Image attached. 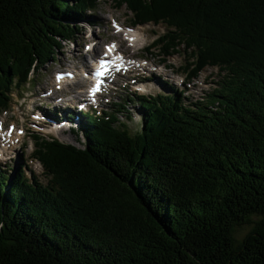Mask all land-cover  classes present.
<instances>
[{
	"label": "trees",
	"instance_id": "trees-1",
	"mask_svg": "<svg viewBox=\"0 0 264 264\" xmlns=\"http://www.w3.org/2000/svg\"><path fill=\"white\" fill-rule=\"evenodd\" d=\"M101 1L0 0V114ZM112 1L165 25L157 49L184 47L189 81L219 68L218 89L139 97L137 131L122 101L85 116L83 148L34 137L51 180L0 168V264H264V0Z\"/></svg>",
	"mask_w": 264,
	"mask_h": 264
},
{
	"label": "rangeland",
	"instance_id": "rangeland-1",
	"mask_svg": "<svg viewBox=\"0 0 264 264\" xmlns=\"http://www.w3.org/2000/svg\"><path fill=\"white\" fill-rule=\"evenodd\" d=\"M83 19L76 41L64 43L63 48L59 50V59L55 61L51 59L44 69L31 76L33 79L32 88L29 86L23 88L22 86L20 90L14 89L11 92L10 109L0 114V126L3 127L1 131L12 132L14 138V141H8L6 144L10 148L9 153L0 159V168L10 174L16 172L14 167L24 168L27 166L25 173L28 179L35 175L41 184L45 186L49 184L51 176L40 161L35 158L36 149L33 142L35 135L33 133H39L47 139H56L64 144L84 147L85 139L80 131L64 134L65 131H68L66 129L70 124L62 127L61 132L63 133L53 131L55 125L59 127V122L47 125L50 126L48 127L50 129L45 128L44 123H47L48 115L53 114L54 108L62 115L66 109L69 110L65 117L69 116L66 120L71 122V112L96 110L97 116H100L104 113L118 111L113 106L122 101L129 107H126V110H120L121 112L117 116L118 120L120 123L126 124L131 131H137L141 127L143 114L138 101L139 97H153L179 90V92H184L183 97L187 104L207 103L208 95L214 89H218L222 79L219 68L207 67L198 78L189 81L186 69H192L188 63L193 59L184 53V47L179 54L168 60L164 54L160 53V49H156L160 45L158 39L167 33L165 25L150 24L129 29L127 26H133L134 23L132 11L126 5L118 6L112 0H102L96 12L91 13V16L86 17V20L85 17ZM132 36H136L137 39L134 48L130 47L132 42L130 37ZM92 44H96V46L90 53L88 48ZM109 45L116 46L119 52L127 56L125 58L127 71L113 76L105 91L109 93L104 92V96L96 105L90 101L86 106L81 107L79 103L74 105V101L76 102L79 98L86 100V88L83 87L85 84L81 80V75L83 70L84 72L90 70L88 67L90 66L89 57L95 52L104 53L106 46ZM145 47L147 48L145 49ZM142 57L146 60L143 61ZM52 58L54 57L52 56ZM65 73H72V77H68ZM141 78L147 80L143 82ZM169 86L171 87L169 88ZM128 94H131L130 98H127ZM39 107H44L43 111L47 115L38 113L39 117L43 115V118L36 117L34 119L32 112L34 109L37 112ZM35 125L43 128L44 132L36 130ZM116 125L118 126V124ZM72 127L74 128L75 125ZM3 135L6 137L5 133L0 136ZM5 137L1 138L2 141L6 140ZM250 230L251 227L246 226L239 231L238 235L243 238Z\"/></svg>",
	"mask_w": 264,
	"mask_h": 264
},
{
	"label": "bare ground",
	"instance_id": "bare-ground-1",
	"mask_svg": "<svg viewBox=\"0 0 264 264\" xmlns=\"http://www.w3.org/2000/svg\"><path fill=\"white\" fill-rule=\"evenodd\" d=\"M89 12V11H88ZM94 12V11H93ZM95 15V14H94ZM91 16V15H90ZM85 20H86V18H85ZM117 21V20H116ZM132 21H133V19H132ZM119 23V22H118ZM134 24V23H133ZM132 24V25H133ZM136 24V23H135ZM125 25V24H124ZM126 26V25H125ZM131 26V25H130ZM112 28V27H111ZM135 29V28H134ZM139 29H140V27H139ZM121 30V29H120ZM136 31V30H135ZM141 31V30H140ZM137 32V31H136ZM129 36V35H128ZM124 46V45H123ZM112 49H115V47H111ZM96 53V52H95ZM160 81V80H159ZM166 83V82H165ZM74 85V84H73ZM166 90V89H165ZM159 92V91H158ZM166 92V91H165ZM129 98V97H128ZM76 101H78V103L80 102L81 103V99L79 98V100H76ZM129 107V106H128ZM135 113V112H134ZM140 115V114H139ZM140 121V120H139ZM69 124V123H68ZM55 127V126H54ZM68 127V126H67ZM75 128V127H74ZM0 130H2V127L0 126ZM62 130V129H61ZM2 133V132H1ZM60 134V133H59ZM6 138H8L9 139V141L11 142L12 140L14 141V138H13V133L11 132V133H9V134H7L6 135ZM1 139V138H0ZM17 141V140H16ZM14 145V144H13ZM0 149H2L1 150V152H0V154L1 155H6L7 153H9L8 151H9V147L5 144V145H3V146H0ZM2 157V156H1ZM78 191V190H77ZM55 200V199H54ZM57 201V200H56ZM58 203V202H57ZM62 208V207H61ZM90 208V207H89ZM92 226V225H91ZM83 233H84V231H83Z\"/></svg>",
	"mask_w": 264,
	"mask_h": 264
},
{
	"label": "snow or ice",
	"instance_id": "snow-or-ice-1",
	"mask_svg": "<svg viewBox=\"0 0 264 264\" xmlns=\"http://www.w3.org/2000/svg\"><path fill=\"white\" fill-rule=\"evenodd\" d=\"M112 47H114V45L112 46ZM105 65H104V62L103 61H101V67H104ZM99 75H102V73H98ZM58 79H59V77H58Z\"/></svg>",
	"mask_w": 264,
	"mask_h": 264
}]
</instances>
